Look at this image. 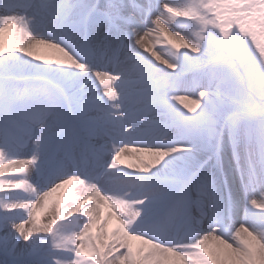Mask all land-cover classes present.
Segmentation results:
<instances>
[{"label":"snow or ice","instance_id":"obj_1","mask_svg":"<svg viewBox=\"0 0 264 264\" xmlns=\"http://www.w3.org/2000/svg\"><path fill=\"white\" fill-rule=\"evenodd\" d=\"M0 264H264V0H0Z\"/></svg>","mask_w":264,"mask_h":264},{"label":"rangeland","instance_id":"obj_2","mask_svg":"<svg viewBox=\"0 0 264 264\" xmlns=\"http://www.w3.org/2000/svg\"><path fill=\"white\" fill-rule=\"evenodd\" d=\"M37 52L39 55L43 56L46 59L61 58V54L59 52H57L56 50H53V49H49V51H48V49L45 48L44 46H41L40 48H38ZM140 155L144 156L145 159H151L150 155H143L142 153ZM123 162L125 164H127V163H138L139 161L136 159L135 156L130 155L126 159H123ZM64 191L65 190L62 189L59 192L53 194V196L49 198L50 200H49V203H48L46 209L43 212H37V217L41 223L46 222L47 215L52 212L53 201H58L59 202L58 206H62V204L64 202L63 201ZM103 214H105V209H103ZM111 226H115V220L112 221V224L110 225V227ZM139 243H140L139 241L134 242V244H137V245Z\"/></svg>","mask_w":264,"mask_h":264},{"label":"bare ground","instance_id":"obj_3","mask_svg":"<svg viewBox=\"0 0 264 264\" xmlns=\"http://www.w3.org/2000/svg\"><path fill=\"white\" fill-rule=\"evenodd\" d=\"M159 47H163V45L158 46V49H157V50H159ZM48 51H49V49H48ZM57 52H58V51H57ZM181 95H183V93H182ZM185 103H187V104L189 105V107H195V105H193L192 102L189 101V100H186ZM197 110H199V109L197 108ZM142 154H143V155H149V154H147V153H142ZM129 156H130V155H127V154L124 155V156H122V160H123V159H126V158L129 157ZM49 200H50V199H49ZM48 203H49V201H48ZM48 203H47L45 206H43V207H39V206H38V208H37V212H43V211L46 209ZM104 209H105V215H106V214H107V211H108V208L105 206ZM140 243H141V242H140Z\"/></svg>","mask_w":264,"mask_h":264}]
</instances>
